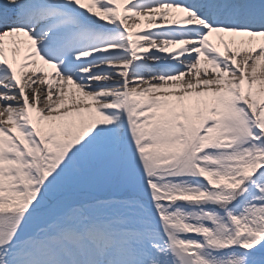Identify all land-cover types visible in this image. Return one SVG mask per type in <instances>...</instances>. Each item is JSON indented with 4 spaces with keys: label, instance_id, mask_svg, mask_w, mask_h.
Here are the masks:
<instances>
[{
    "label": "snow or ice",
    "instance_id": "obj_1",
    "mask_svg": "<svg viewBox=\"0 0 264 264\" xmlns=\"http://www.w3.org/2000/svg\"><path fill=\"white\" fill-rule=\"evenodd\" d=\"M0 264H264V0H0Z\"/></svg>",
    "mask_w": 264,
    "mask_h": 264
},
{
    "label": "bare ground",
    "instance_id": "obj_2",
    "mask_svg": "<svg viewBox=\"0 0 264 264\" xmlns=\"http://www.w3.org/2000/svg\"><path fill=\"white\" fill-rule=\"evenodd\" d=\"M133 21H129V23L131 24ZM136 24L139 26L138 28H134L133 29V31L134 32H138V31H140V30H142V29H144V28H147V23H146V21L143 19V18H141L140 20H137L136 21Z\"/></svg>",
    "mask_w": 264,
    "mask_h": 264
}]
</instances>
